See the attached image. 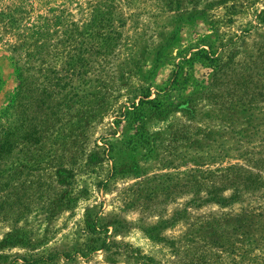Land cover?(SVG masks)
<instances>
[{
  "label": "rangeland",
  "instance_id": "1",
  "mask_svg": "<svg viewBox=\"0 0 264 264\" xmlns=\"http://www.w3.org/2000/svg\"><path fill=\"white\" fill-rule=\"evenodd\" d=\"M0 78V264H264V0H0Z\"/></svg>",
  "mask_w": 264,
  "mask_h": 264
},
{
  "label": "trees",
  "instance_id": "2",
  "mask_svg": "<svg viewBox=\"0 0 264 264\" xmlns=\"http://www.w3.org/2000/svg\"><path fill=\"white\" fill-rule=\"evenodd\" d=\"M2 82L0 78V83ZM149 96V95H147ZM151 104L153 106H158L161 104L160 101H143L141 105H134V112H130V117L131 120L137 125L138 127L142 126L144 123V120L146 118V112L144 108V104ZM233 181H234V186L237 191H246V190H257L259 188L264 187V181H262V178L257 176L255 179L246 177L241 174V169L240 168H234L233 171ZM234 201L240 200L239 198H233ZM49 260V259H48ZM52 260V259H50ZM47 259L41 258V259H33V260H27L25 259V264H39L41 262H46Z\"/></svg>",
  "mask_w": 264,
  "mask_h": 264
}]
</instances>
